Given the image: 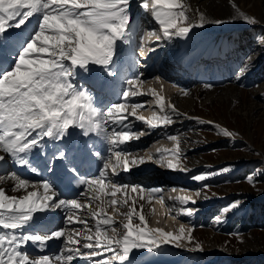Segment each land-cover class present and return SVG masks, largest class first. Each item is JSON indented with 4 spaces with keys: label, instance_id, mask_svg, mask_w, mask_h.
<instances>
[{
    "label": "snow or ice",
    "instance_id": "1",
    "mask_svg": "<svg viewBox=\"0 0 264 264\" xmlns=\"http://www.w3.org/2000/svg\"><path fill=\"white\" fill-rule=\"evenodd\" d=\"M134 4L150 14L160 29L159 35L155 30L149 31L142 41L188 38L193 29L203 28L206 23L203 14L198 21H193L182 0H0V48L5 39L12 38L9 30L23 32L33 20L36 22L34 31L17 50L14 66L0 71V153H3L0 163L11 159L20 166L30 167V157L51 149L45 159L46 170L53 175L72 176L79 187L74 197L63 198L53 181L33 183L17 173L6 174L16 182L11 190H23L24 194L9 195L0 187V229L6 230L0 232V264H71L75 257H82L89 264H132L135 250L152 251L170 244L180 247V241L185 239L191 243V235L184 228L179 234L150 228L143 205L137 211L136 199L129 204L130 193L148 191L156 196L162 189L146 190L121 179L122 173L130 171L131 166L153 159L150 155L137 156L129 150L128 145L144 135L129 129V124L133 123L129 118L135 117L136 121L155 130L161 125L173 124L172 116L182 114L170 105L171 114L154 113L151 119L138 116L137 109L144 105L134 102L133 98L144 94L141 73L124 81L119 102L105 107L98 106L93 94L76 83L81 73L97 71L96 86L103 89L109 78L118 76L120 46L131 43ZM243 19L250 24L257 23L246 15ZM224 22L222 19L210 21L217 25ZM139 55H144L143 46L139 48ZM236 78H242L239 69ZM149 94L163 112L164 97L155 89L149 90ZM213 127L220 128L215 124ZM220 131L225 137L232 136L227 129ZM96 138L111 146L110 155H101L91 146ZM168 139L177 142L173 155L179 158V135H169ZM97 162L99 167L95 174L87 177L82 174L86 165ZM168 167L176 169L179 165L169 162ZM230 167L219 169V174L228 172ZM31 171L36 172V168L32 167ZM216 174H196L191 179L202 182ZM4 179L5 175H0V181ZM247 179L249 183L255 182L252 176ZM179 200L187 204L191 197L182 196ZM93 201L99 202V210L91 207ZM117 205L128 210L121 212ZM230 207L232 211H240L243 205L235 201ZM109 208L123 219L109 215ZM58 211L65 213L64 223L82 225L88 232H92V228L88 226V219L82 218L83 213L95 221L94 234L83 235L82 248L88 251L70 247L81 245L77 237L82 235L83 229L68 231L58 226L43 235L35 233L33 225L39 215ZM182 211L193 215L191 207ZM217 222H222L220 217ZM26 228L33 231L25 232ZM29 242L40 246L45 242H60L62 254L54 257L43 254L30 259L29 253L21 250ZM97 257L99 259H94Z\"/></svg>",
    "mask_w": 264,
    "mask_h": 264
},
{
    "label": "rangeland",
    "instance_id": "2",
    "mask_svg": "<svg viewBox=\"0 0 264 264\" xmlns=\"http://www.w3.org/2000/svg\"><path fill=\"white\" fill-rule=\"evenodd\" d=\"M182 1L184 2V0ZM185 1L189 9L187 14L193 21H198L199 16L203 13L213 18H220L221 12L227 9V7L230 8V6L233 5L232 3L235 2L237 6H240L243 10L250 13L257 23H247L243 19V16H237L231 24L221 31V33L225 35L214 38L216 39V43L220 44V49L215 48L213 53L203 52L201 54H199L200 50L198 49L189 59L183 61L181 64V74H175L174 77L172 74H169L171 78L167 80L159 75L162 78L160 79V88L157 89V81H159V79H157L158 74L157 78H145L143 71H140L141 62L139 63V59L141 56L139 55V48L143 46L144 52H146L143 57H145L148 51L152 49V45L147 44L146 40L142 41V37L147 34L149 28H152L150 31L155 30L156 34H160V29L150 14L142 12L139 8H136L134 4L132 9L134 14V21L132 24L133 37H131L134 38L135 44V49H133L132 53L133 57L131 58L125 51L126 45L120 46V53L131 63L132 67L127 68L124 72H120L118 91L119 93L123 91L124 81L126 79L131 78L137 73H141V78L144 80L141 86V92L144 94L133 98L134 102H140L144 105L142 108L137 109L138 116L142 115L145 119H151L154 113L162 116L165 115L164 113L166 111H170V105H174L179 113L187 112L193 115L198 114L208 119L212 118L217 121L216 123L219 124L220 128L217 129L211 126L204 129L193 123L189 124L182 133L193 137V144L197 143L199 146L195 149L196 152L194 153L193 151H183L182 144L184 143L181 136H179L180 154L179 158H177V156L173 155L177 142L168 139L159 146L149 144L150 141L147 142L144 138L148 136V132L151 133L150 136H152L157 129L150 130L147 128L146 124L136 121L135 117H130L129 119L132 120L133 123L129 124V129L136 133L143 132L144 135L138 140L132 141L128 145L129 150H132L131 152L135 154L137 153V156L147 157L150 155L153 159H146V162L142 165L131 166V171L123 173L125 178L121 179L124 183L132 186H139L147 190L158 188L160 185L157 184L158 180H160V183L165 181H163L164 177H160L162 174L172 179L173 177L174 179H179V174H176V171L180 165L189 166L191 161H195V159H197V163L200 161L209 162L211 165L226 160V162L215 165L219 166L217 168H203L194 173L190 172L193 174L183 179H188V187H168V192H166L167 195H160L153 203V210L151 208V203L156 196H153L152 193L148 191H144L143 193H130L128 195L129 204H131L133 199H136L137 211H140V205H143V214L150 228H152L150 221H153L154 208L156 205L158 206L157 209H160L158 212L163 214L164 218L165 212L168 211L171 216H168L166 223H164L166 226H164L165 229L171 233H173V230H177L175 234H179L180 229H185L186 227V233H190L191 235V243H189L187 239L180 241V247L189 244L195 247L199 245L200 248L205 249L210 239L208 233L214 229L215 236L217 237H215L217 239H215V242L217 241L218 245L222 244L221 246H223L225 250L236 255H241L244 251H257L258 253L264 254V174H262L264 173V158H262L264 157V98L257 94L260 87L264 86V60L259 65L258 63H254V59L256 56H259L261 50L258 44L264 45V25L260 24V22H264V0ZM206 19L207 18H205V20ZM208 24L209 21L206 20L205 25ZM154 26L157 28H154ZM34 29L29 30L30 34ZM196 35H199L197 38L198 40L204 33L202 32ZM212 35L213 34H210V37H212ZM153 41L154 38L152 39V42ZM196 42L192 43L185 40L183 43L190 50ZM185 53H179V55L184 56ZM209 54L214 55V57H210ZM158 55L151 61L154 62V60H157ZM202 56L203 58L199 59L197 62V58ZM7 57L9 56L7 55ZM10 60L12 61V58H10ZM162 62L160 61L157 64V70L165 68L166 66L164 65L168 64H162ZM257 62H260L259 59ZM173 63L174 62L171 60L172 65ZM245 63L247 67H244ZM10 66L14 65L11 64ZM174 69L175 67L171 69L172 72ZM238 69L239 76L242 78H236ZM162 70L164 71H162L163 73L166 72V70ZM80 76L81 75H78L76 77L77 85H84L85 89H88V91L93 94L96 101L99 102V105L102 107L120 101L119 93L115 101H109L108 97L103 98L97 89H92V87L88 85L90 82L87 81V79H82ZM151 89H155L159 95L164 97L165 106L163 112L156 104L155 98L149 94V90ZM185 92H187V95L184 94ZM227 92H229L228 96H226ZM173 95L174 97H172ZM209 96H213L215 100L207 102ZM174 116L175 115L172 116L174 123L168 125L169 127H174L179 124V122H176V117L174 118ZM161 127L164 128L166 126L161 125ZM220 129H227L232 133V136L225 137ZM239 137H242L243 141H237ZM168 145H170L171 148H168ZM158 147L161 149L166 148L170 154L164 156L162 159H158L154 156L158 152ZM110 148L111 146H109L107 150L108 155L111 154ZM168 157H172L171 163H177L179 165V167L174 170L170 169L176 172L175 175L168 174L166 169L165 172L161 171L160 173V169L150 165V163H153L152 165H157L161 168L163 163H166L168 167ZM240 158H245L246 160H240ZM225 166H231L230 170L226 173L219 174L218 170ZM149 169L155 172L146 175V173L150 171ZM9 172L10 170L7 173ZM204 173L217 174L212 175L209 179L202 182L191 179V177L196 174ZM249 176L254 178V183H249L247 179ZM174 190H177V192H180L182 195H186V197H191V199L194 198L197 202L204 201L212 203V210L210 209L208 211L206 209H201V206L188 205L187 207L193 209V215H197V213L201 212V216L193 220L186 217L185 220L182 219V215L180 214L182 207H180V205L173 201H168L165 204L167 199L166 196H169L170 193L172 197L174 195ZM198 192L200 195L196 194ZM140 196H143L144 199H140ZM119 198L120 195L118 194L117 199ZM206 198L211 199L208 200ZM235 201H239L243 205L242 210H231L230 206ZM98 203V201H93L91 205L98 208ZM208 206L210 205H207V207ZM115 207L119 208L121 212L128 210L127 207H121L120 205ZM107 212L117 220L123 219V217L117 215L112 208L107 209ZM217 217H220L222 222H217ZM98 218L99 217H97V219ZM170 224H172V226ZM51 225L52 224L46 225V227H51ZM88 226L92 228V232H88L82 225L75 223L72 225L66 223L63 227L68 231H71L73 228L83 229L82 235L79 236L81 244H83L85 242L83 240V235H93L95 232L94 224H88ZM153 226L164 229L162 224H159V220H157ZM109 235L114 234L109 233ZM169 246L176 247L171 244ZM70 247H80L81 252L88 251L81 248L79 245H70ZM141 252V257L132 264H226V262L219 261L218 258L212 256H206L204 258L187 256L182 260L180 259L181 256L178 254L179 249L174 252L168 251L166 248L156 251L143 249ZM57 254H62L61 250L56 251L53 255L55 256ZM261 259L263 260L257 261L255 264H264V257ZM85 261L86 260L82 257H75L71 264L77 262L89 264L88 261L86 263ZM179 261L181 262L178 263ZM245 263L246 262L236 261L234 264Z\"/></svg>",
    "mask_w": 264,
    "mask_h": 264
},
{
    "label": "bare ground",
    "instance_id": "3",
    "mask_svg": "<svg viewBox=\"0 0 264 264\" xmlns=\"http://www.w3.org/2000/svg\"><path fill=\"white\" fill-rule=\"evenodd\" d=\"M183 3L185 4L187 2L184 0ZM232 4L233 5L230 6V8L227 7V9H225L224 11L221 12L220 18H216V17L213 18V17L208 16V14L203 13L205 18H207L206 20L209 21L208 25H205L203 28L197 27V28L193 29L192 33L190 34V36L188 38H179V41L177 40V38H174L173 42H170V45H172V44L174 46L176 45V47H173V45L171 47L177 49L175 51V56L174 57L178 58V60L177 59H174V60L169 59L170 61L167 62L168 64H166V67L162 68V69L166 70L165 73H163L164 71L162 69L161 70H157V65H155L148 72H144L143 71L144 74H145V78L146 77H151V78L156 77L157 78V74H158V78L160 77L159 75H161L164 79L167 80L168 78H171V77H169V74H172L173 77H174L175 74H178V73L181 74V64L183 63V61L182 60L179 61V59H181V57H180V55H178V53H185L186 52L184 54V56L186 54H188V53H190L189 56H192L195 52L198 51V49L200 50L199 54H201L203 52L213 53L215 51V48L220 49V44L216 43V39H214V38H216L218 36L225 35L224 33H221V31L224 30L226 26L231 24L236 19V17L240 16V15L241 16H245L246 15V16H248L250 18H254L246 10H243L240 6H237V4L235 2H233ZM216 19H222L225 22L222 23V24H219V25H217L215 23H210V21H214ZM35 23H36L35 20H33L32 23L29 24L28 27L25 28L23 32H21L20 30H9L10 32H12L13 35H12V38L5 39L3 48H4L5 52H6V54L9 56L8 58H12V61L9 60V59H7L6 61H3V63L0 64V71H2L3 69H6L8 67V65L10 67V65L13 64V60L16 58L17 50L20 48V46L24 42V40H26L29 37V35H30L29 29L33 30L35 28ZM153 24H154V22H153ZM260 24L264 25V22H262V23L260 22ZM155 27L156 26H154V28ZM150 29H152V28H149L148 30L150 31ZM143 32H144V30H143ZM202 32L204 33V35L197 40L199 35H196V34L202 33ZM158 34L159 33H157V35ZM210 34H213L212 35L213 39H212V37H210ZM145 36H146V34H145ZM201 39H202V41H201ZM185 40H187L189 42H192V43L196 42V40H197V42L192 47V49L189 50L187 48V46L183 43ZM151 42H152V40H148V42L146 40V43L152 45L151 48L156 47L158 49L159 53L153 54V57L147 63H146L145 59H146V57H150L153 51H148V54L145 57L141 56L142 59H143L142 63H146L145 65H148V66L153 65V61H151V60H153L154 57H156L155 55L159 54L158 57H157V60H158L160 55H161L160 53L165 52L167 54V40H161V42H159L158 44L156 43L155 39L152 42L154 44H151ZM258 47L261 50H260L259 56H256V58L254 59V63H258V65H259L264 60V45L258 44ZM133 49H135L134 38H131V43L129 45H126V47H125V51L127 52V54L131 58L133 57V55H132ZM0 50H1V48H0ZM1 53L3 54L2 50L0 51V58L2 57ZM144 53H146V52H144ZM120 55L121 56L117 60V64H118L117 72H118L119 76H117L115 78H109V82L107 83V86L104 87L103 89H101V88L96 86V80H97V77L99 75V73L97 71H93V72H90V73H81L80 74L81 75L80 77L82 79H87V81L90 82V84H88V85H90V87H92V89H98L99 91L105 90V92H107L109 94L107 96L109 101L117 100V96H118V93H119V91H117V86L119 84L118 79H119L120 74H121L120 72L121 71H125V70H127V68L132 67L131 63H129V61L127 59H125V57H123V54H120ZM209 56L212 57V58L214 57V55H211V54H209ZM161 57L163 58V56H161ZM202 58H203V56L200 57V58L198 57L196 61L198 62V60L202 59ZM258 59H259L260 62H257ZM171 60L174 62L173 65L171 64ZM173 67H175V69L172 72L171 69ZM162 77H160L159 81H157V86H156L157 89L160 88V85H161V83H160L161 80L160 79ZM82 79H81V81H82ZM111 85H113V87H110ZM78 86L81 87L82 89L88 91V89H85L84 85H79L78 84ZM228 94H229V92L226 93V96H228ZM257 94L264 98V86L260 87V89L258 90ZM101 96H103V94H101ZM172 97H174V95ZM172 97H171V99H172ZM211 100H215L213 96H209L208 99H207V102H212ZM96 103H97L98 106L102 107L101 105H99V102L96 101ZM174 103H176V102H174ZM164 114H171V111H166ZM181 114L182 115H179V116L175 115L174 116V118L176 117V122H179V124L175 125L174 127H169V126L168 127L166 126L164 128L163 127H159V129H157V131H155L152 136H150V137L146 136L144 139L147 142L150 141L149 144H153V145L159 146L162 142L168 140V136L169 135H179V136H181V139H182V141L184 143V144H182L183 151H189V152L193 151V153L196 152L195 149L199 145L197 143L193 144V140H192L193 137H190L188 134H185V133L183 134L182 133L183 130L191 123H193L194 125H197L198 127H203L204 129L213 126V124H215V125H219V124H217L216 123L217 121L213 120L212 118H210V119L204 118L203 116L198 115V114L193 115V114H189L187 112H185V113L181 112ZM209 121H211L212 123L210 124ZM242 139H243L242 137H239L237 139V141H239V142L243 141ZM196 140H197V137H196ZM101 142L102 143H99V142L96 141V143L94 145H91V146L94 147L95 150H98L101 153V155H108L105 152V148L107 147L106 142H104L102 139H101ZM170 143H172V142H170ZM168 148H171V146L168 145ZM157 150H158V152L157 153L155 152L156 154L154 156L157 157L158 159L159 158L162 159L164 156H167L168 154H170L166 148L161 149V148L158 147ZM0 154H3V153H0ZM50 154H51V149H47L44 153H40V154H37V155H34V156L30 157V167H28V166H20V165L16 164L14 161H12L11 159H8L7 163H0V175H5V179L3 181H0V187H3L6 190L7 194H9V195L20 196V195L24 194L23 190H20L18 192H14V191L11 190L14 187L16 182L11 179L10 175H6V174H10V173H17L21 178H26V179L32 181L33 183H41L40 182V176H39V172H40V169H41V163L44 162L45 159H46V156H48ZM245 158H240V160H246ZM262 158H264V157H262ZM6 159H7V157H6ZM97 160H98V158H97ZM167 161L168 162H172V157H168ZM222 162H226V160H222V161H219V162L214 163V164L217 165V164H220ZM152 164L153 163H150L151 166H155V165H152ZM206 164H209V165H206ZM215 165H211V163H209V162H201V161L199 163H197V159H195V161L194 160L191 161L189 166L180 165V167L176 171L177 173L175 171H172V173L168 172V174H171V175H175V173L179 174V179H174V177L172 179L169 176H164L162 174L160 177H162V178L164 177L163 181L164 180L165 181L164 182L162 181L163 183H160V180L157 181V184H160L158 186V188L162 189V193H158L156 195V197H155V200L158 199V197L160 195H162V194H166L167 195L166 192H168V189H167L168 187H177V186L188 187L189 186L188 185L189 184L188 183V179L187 180H182L183 174H182V171L180 169L185 167V169H186V173H185L186 177H189L194 172H197V171H199V170H201L203 168H217V167H219V166H215ZM165 166H166V164L163 163V166H161L162 172L163 171L165 172ZM32 167L36 168V172H32L31 171ZM98 167H99V163L97 162L95 164L86 165L82 170H83L85 176L87 177V176H91V175L95 174L97 169H98ZM9 170H10V172L7 173ZM172 170H174V169H172ZM152 171L153 170L148 171L146 173V175L153 174L155 172V171H153V172ZM190 172H193V173H190ZM33 173L35 175H37V177H34ZM160 173H161V170H160ZM121 178H123V179L125 178L123 173H122V177ZM29 190H31V189H29ZM175 193H178L177 190H174V195H175ZM75 195L76 194H74V193H68L67 197L68 198H72ZM183 195L179 193L178 197H173L172 196L173 200L166 199V197H167L166 196L165 197V199H166L165 204L168 201L169 202H171V201L176 202V204H178V205H180V207H182V210L188 208L187 207L188 205H195V203L189 204V203H191L193 201L192 199L187 204L182 203L179 200V197H182ZM184 196L186 197V195H184ZM206 199L209 200L211 198H206ZM201 200H203V199H201ZM81 202L82 203H87V200H81ZM211 202H214V201H211ZM171 204H173V203H171ZM207 205H210V206L207 207ZM196 206H198V207L201 206L200 207L201 209H206L208 211L210 209L212 210V203H209V202L208 203L204 202V201L197 202ZM91 207L93 209H95V210H99L95 206L91 205ZM157 208H158V206L156 205L155 208H154L153 221L152 220L150 221V225L152 226V229H161V228L153 226V225H155V222L157 220H159V224H162V226L164 227L165 226L164 223H166L167 217L171 216V214H169V212L166 211L165 212V218H164V215L158 212V210H160V209H157ZM180 214L182 215L181 218L184 219V220H185V217L186 218L189 217L186 214L185 211H181ZM64 217H65V213L63 211H58L57 213L48 214V215H39L36 218V220L34 222V225H33V227H35V230H34L35 233L43 235V234H46L50 229L56 228L58 226L59 227L65 226L66 223H64ZM85 217L88 219V224H94L95 223V221H92L91 217L88 216V214L86 212H84L83 215H82V218H85ZM189 218L191 220H193L195 218V215H192ZM50 223L52 224L51 227L44 228V227H46V225H49ZM170 225L172 226V224H170ZM165 227H164L163 230L168 232L165 229ZM185 229H186V227H185ZM3 231H6V230L0 229V232H3ZM32 231H33V229H31V228H26L25 229V232H32ZM175 232H177V230H173L174 234H175ZM208 237L210 239L208 240V246L205 249L197 248L194 245L190 246L189 244H186L183 247H175V249L173 248V246L165 245L164 248H166V250L172 251V252L176 251L177 248H178L179 249V253L178 254L181 256L180 259H182V260H184L185 257H187V256H193V257L195 256V257H198V258H204L206 256L207 257L212 256V257L218 258L219 261L226 262V264H234L236 261L246 262L245 264H255V262L263 260L261 258L264 257V254L258 253L257 251H254V252L244 251L241 255H236L234 253L229 252L228 250H225L223 248V246H221L222 244L218 245L217 241L215 242V239L217 237L215 236L214 229L211 232L208 233ZM77 238L79 239L80 237H77ZM79 246H81V248H82V244L79 245ZM61 249H62V244L60 242H56V243L45 242V244L43 246H40L39 244L33 245L31 242H29V244L24 246L21 250L28 252L29 255H30V259H32V258H38L40 255H43V254H47L50 257H54L53 254L56 251H59ZM141 255H142L141 250H135V253H134L133 258H132V263H134L139 257H141ZM98 258L99 257H97L95 259H98ZM86 262L87 261H85V263ZM180 262L181 261H179L178 263H180ZM56 264H60V262H56ZM74 264H82V263L77 262V263H74ZM157 264H160V263H157Z\"/></svg>",
    "mask_w": 264,
    "mask_h": 264
}]
</instances>
